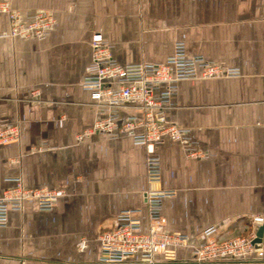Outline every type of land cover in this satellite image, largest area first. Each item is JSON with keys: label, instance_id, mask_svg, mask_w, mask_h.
<instances>
[{"label": "crops", "instance_id": "1", "mask_svg": "<svg viewBox=\"0 0 264 264\" xmlns=\"http://www.w3.org/2000/svg\"><path fill=\"white\" fill-rule=\"evenodd\" d=\"M24 20L48 10L55 25L43 40L8 36L0 13V122L17 124V142L0 145V197L16 185L63 190L55 206L36 200L10 210L0 226V264L101 263L97 236L125 209H140L147 230L146 150L128 137L92 133L96 108L82 87L99 33L119 64L163 63L176 42L239 75L179 81L166 120L189 129L184 141L163 138L161 189L166 230L188 236L177 249L185 264L203 230L218 239L247 235L264 217V0H7ZM37 91V95L34 92ZM139 112L119 110L120 119ZM264 227V224H263ZM86 246L80 249V241ZM263 258L206 264H264ZM112 264H145L137 259Z\"/></svg>", "mask_w": 264, "mask_h": 264}, {"label": "built area", "instance_id": "2", "mask_svg": "<svg viewBox=\"0 0 264 264\" xmlns=\"http://www.w3.org/2000/svg\"><path fill=\"white\" fill-rule=\"evenodd\" d=\"M0 13L9 20L8 36L45 39L55 25V17L48 10H38L24 20L19 11L13 9L7 0H0ZM91 61L86 69L82 87L89 91L96 108V119L92 126L77 135V140L98 133L109 139L128 137L134 144L146 150L145 191L147 230L140 231V209H125L114 217V224L101 230L97 236L100 245L101 263H123L137 259L145 264H156L158 259L168 263L177 262V249L188 246V236L166 230L162 216V200L174 195V190L161 189L160 158L156 150L163 138L184 141L188 156H199L185 140L189 129L176 126L166 120L165 110L175 104L179 81L189 79H210L239 75L236 68H222L206 61L201 55H187L183 42H176L172 54L163 63L119 64L113 58L111 45L101 34L91 38ZM37 95V91L34 92ZM135 108L139 114L119 117L121 108ZM20 132L17 124L0 122V145L17 142ZM63 190L50 188H26L21 180L5 190L0 197V226L6 225L10 210H21L23 202L36 200L41 211L51 210ZM264 217L252 218V225H263ZM218 227L203 230L198 243L191 245L185 264H206L223 261H245L263 258V251L254 243L256 230L243 236L226 239L217 238ZM86 240L80 241V249Z\"/></svg>", "mask_w": 264, "mask_h": 264}, {"label": "water", "instance_id": "3", "mask_svg": "<svg viewBox=\"0 0 264 264\" xmlns=\"http://www.w3.org/2000/svg\"><path fill=\"white\" fill-rule=\"evenodd\" d=\"M264 227L260 225L256 230V237L254 239V243L258 244L261 243L262 235H263Z\"/></svg>", "mask_w": 264, "mask_h": 264}]
</instances>
